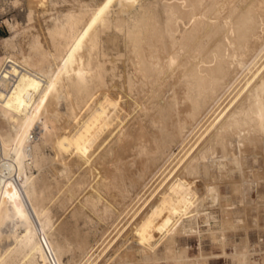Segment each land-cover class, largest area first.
Here are the masks:
<instances>
[{"label":"bare ground","instance_id":"obj_1","mask_svg":"<svg viewBox=\"0 0 264 264\" xmlns=\"http://www.w3.org/2000/svg\"><path fill=\"white\" fill-rule=\"evenodd\" d=\"M24 1L28 25L14 27L3 39L0 57V109L17 121L11 138L0 135V243L13 238L3 249L0 244V264H17L19 255L27 264H48V249L36 237L50 223L55 181L46 174L38 178L33 165L62 177L77 165L89 166L87 172L100 169L94 190L79 201L93 211L106 195L126 205L132 186L138 183L143 190L145 178L151 181L160 171L153 192L137 206L141 194H135V203L128 204L131 214L88 264H128L109 251L123 252L129 234L130 249L140 247L150 263L159 260L155 248L163 244L166 261L206 264L208 256L190 258L177 251V242L171 246L183 228L182 236H203L199 218L209 222L211 216L201 211L207 197L221 206L219 243L226 254V231L247 230L246 212L264 206V195L262 204L251 202L245 189L264 179L263 170L252 174L246 159L257 144L264 153V0H146L139 6L134 5L139 0H66L70 4L56 7L54 15L49 5L57 1ZM39 13L45 23L34 19ZM153 87L160 90L159 99L170 93L164 100L140 101ZM122 91L137 96L133 115ZM36 126L43 131L32 143ZM173 141L182 144L179 156L164 151ZM46 143L53 155L41 151ZM235 168L241 170L238 180ZM249 172L255 178H248ZM221 183L229 184L232 198L240 195V206L221 200ZM81 206L71 214L77 221L86 209ZM110 207L100 208L99 219L110 215ZM60 226L56 232L64 234L74 225ZM214 233L208 228V236ZM242 247L231 255L248 264L250 251Z\"/></svg>","mask_w":264,"mask_h":264},{"label":"rangeland","instance_id":"obj_2","mask_svg":"<svg viewBox=\"0 0 264 264\" xmlns=\"http://www.w3.org/2000/svg\"><path fill=\"white\" fill-rule=\"evenodd\" d=\"M53 1H57V3L55 4V6L49 5V7L51 8L50 11H51L52 15L56 14L57 11H60L61 8L63 9V7L65 8L70 4L69 3L70 1H69V2H67V4H68L67 5L66 0H53ZM89 1L95 2L96 0H89ZM99 1L100 0H97L96 3ZM150 1H153V0H150ZM144 2L146 3V0H142V1L139 0V1L135 2L134 5L139 6L140 3L142 4ZM96 3H94V4H96ZM53 7H54V9H53ZM56 7H57V11H56ZM26 9L27 8H26V4H25L24 0L19 2L18 4L12 3V0L11 1L10 0H0V57H2L5 53V47L3 45V39L5 37H8V36L13 34L14 27H16V26L21 27V26H25V25L27 26L28 25L27 16H26L27 15ZM48 15H49V13L45 14V16H47V17H48ZM34 16H35L34 19H39L42 23H45V21L43 20V19H45V17L43 16L42 13L34 14ZM36 21L37 20H34V23H36ZM150 90H148L150 92L147 91L148 94H150L151 96L153 94H155L153 96L154 97L156 96V98L150 97V95H148L146 92L147 95L146 94L140 95L139 100L143 101V100H146V98L150 99V100L159 99L158 95H160V90L157 91L154 87L151 88ZM168 93H170V91H166V92L164 91V93L160 99L163 98L162 100H164L166 98V96L168 95ZM130 94H128V96L125 95V96H127V99H126V97L124 96V92L122 91V95H123L122 100L123 101L124 100H128V101L130 100L129 101L130 102L129 108L131 110V115H133L137 110V106H135L136 105L135 99L137 98V96L135 95V93L133 94V92L132 93L130 92ZM131 96H135V98L133 99V97H131ZM142 97L145 99H143ZM60 106H61L60 107L61 109H64V103H61ZM132 108H135V109H132ZM142 112H144V114L141 117H145L148 113V110H145ZM135 116H138V115L135 114ZM172 121H175L177 123V117L175 115H173ZM176 123L173 122L174 125ZM16 126H17V121L14 119V116L9 115V114H5L0 109V135H2L5 138H11V136H13L15 134ZM36 128L34 129V132H33L34 134L32 133L34 136L33 137L34 139H32V138L30 139L32 143L39 140L41 133L43 131L42 129H40L39 126H36ZM37 130H38V132H37ZM197 134L198 133H196L195 135H197ZM180 144L181 143L179 141L178 142L177 141L170 142V143H168V146L166 147L168 150L166 151V148H165L164 151L167 154H170L171 157H173L172 155H176L179 152L177 154L179 156L183 152V150L180 151L182 148V144L181 145ZM42 146H41V151L45 155L46 154H49V155L54 154V152H53L54 150L51 148L52 146H50V144L46 143ZM261 151H262L261 145L257 144L256 146L251 147V150H250L249 154L247 155L246 159L248 160V162H247V160H246V162L249 163V167L252 168V171H251V172H253L252 174L256 173V175H257V172H260V171L262 172V170L264 173V153H263V151L262 152ZM171 153H174V154H171ZM255 154L256 155L258 154V156H255ZM65 155H67V154H65ZM0 157H1V155H0ZM29 161L30 160H27V162H29ZM246 162H245V167L248 165ZM77 166H73L75 168L72 167L73 172L64 173L65 175L63 174V177H62V175H58L59 173L56 175H52L51 173L47 174L48 171H47L46 167L44 168V166L37 169V167L33 165L30 169L34 175H37L38 178L41 177L43 174H46L47 178L49 176L53 177V180L51 179L52 177L48 178V179H50V181L51 180L55 181V182H52V185L54 187L51 186V194L53 193L52 194L53 198L48 203V206L50 207V223L48 226L39 228L38 236L36 237V238L40 239L42 244L45 247H47V249H48L45 253V255L47 256L46 261L48 264L50 262H52L53 264H58L59 262L62 264H84V263L88 264V262L91 261L92 257H94V255L99 253L100 249L103 246H105V244H107L111 238L114 237L113 235H115L118 228L125 222L127 217L131 214V212L133 211V208L130 210V207H131V205H133L135 203L134 201H136L135 200L136 198H134L135 194L138 193L139 195H137V196H140V194H141V197H140L141 200L139 199V201H137L136 204H134V206H137L140 201H142L146 198V195H148L149 192H153V190L155 188L154 185H157V183L160 179L159 177L162 176V175L158 176L160 173V171H159L154 176L155 178L153 177L151 179V181L147 180L145 178L144 182L148 181L149 183L148 182H147L148 184L146 183L147 186H145L143 188V190H142L141 185H139L138 183H136L134 186H132L130 191H131L132 195L133 194L134 195L131 196L132 198H130V199H132L131 201L134 203H132L130 200H128L129 202L126 201L127 203L125 205V202H123L122 200H115L113 198L110 199L111 198L110 196L107 197V195L106 196L103 195L105 197L101 196L100 200L96 203V210L93 211V210L88 209V208H91L90 207L91 205L90 206L88 205L87 208H86V206H83V208H82L81 204L84 201L83 198L86 196L85 195L86 192H88V191L90 192V191L94 190L93 185L95 184V182L98 180V178L100 176V173H99L100 169L98 170V168H97V169L93 170L94 172H92V171L87 172L86 169L89 166L86 168L85 167L83 168L84 165L81 166L82 168L79 166L77 167ZM76 167H77V169H76ZM253 167H254V169H253ZM260 168H263V169H260ZM238 169L239 168H237V169L235 168L234 172H233V177L235 179L241 178V177H239V176H241V172H240L241 170L240 169L238 170ZM255 169L256 170L259 169V171L256 172V171H254ZM74 170H75V172H74ZM97 170H98V174L96 173ZM145 170L148 172V170H149L148 167H144L142 169V172H146ZM251 172L248 173L249 174L248 178L254 177L251 174ZM1 174H2V171L0 169V179L2 176ZM39 175H41V176H39ZM55 176H56V178H55ZM142 177H143V175H142ZM157 178H158V181H157ZM141 179L143 180V178H141ZM153 179L154 180L156 179L155 182L154 181L152 182ZM76 180H80L81 182L74 184V182H76ZM259 180L260 181L258 184L255 183V185H254V183H252L249 186H246L245 189H246V192L249 191L247 193V198H248L247 200L254 202V199H255V200L259 201V204H260V202L262 204V202H263L262 195H264V181H263L264 179L262 180V178L261 179L259 178ZM151 183H153V185ZM70 185H72L71 189L67 190V187ZM58 186H60V188ZM220 189H221V198H223L221 200H224L225 198L228 200L232 199L234 204L240 206V203H239L240 202L239 201L240 195H238V194L236 196L233 195L234 198H232L231 192H230V186L228 183H221ZM145 190H146V192H145ZM256 190H257V192H256ZM142 193H144V194L142 195ZM65 195L68 197H66ZM229 195L231 198L228 197ZM250 196H251V199L249 198ZM256 197H257V199H256ZM133 198H134V200H133ZM80 199H81V201H80ZM79 201H80V203L81 202L82 203L80 204ZM211 201H213V200L210 197H207L202 202L203 204L201 207V211H211V216H212V217L210 216L209 222H206L205 217H203V216H201L199 218V220H201L202 222L205 221L203 224L200 221V228L202 229V233L204 232L203 236H198L196 234L185 235V236L183 235L182 236L181 233L184 232V228H183L182 231H180L176 234L171 248L173 249L174 242H177V251L181 252L182 250H185V253L190 258H200L201 253H202L203 255L209 257L207 264H238L236 259L233 258L231 254L237 252L238 250L245 249L242 246L247 245V248L250 251V262L248 264H264V206H263V204L258 207L257 211L259 213H257V214H256V212H257L256 208L251 209L252 212L250 211L249 216H248V221L250 223V226L247 228V230H244L243 228L238 227L236 229H229L226 231L227 233H225V235L227 234L226 237L228 239H226L227 242L225 243L226 245L224 246V251L226 252V254H223L222 253V247L219 243L220 234L218 232L219 224H220L219 219H221L220 218L221 217L220 216L221 215V210H220L221 206H220L218 201H215V202H211ZM107 202L110 204H108ZM210 202L213 203L212 204L213 206L210 204ZM128 204H131V205H128ZM101 205H103V206L104 205H111L110 211H108L109 213L107 212L110 215L104 214V217L105 216L106 217L99 219L100 215L103 214V213L100 214V211H101L100 208L103 207ZM78 206H81V211L84 208H86L87 210L84 209V210H86V212L84 210L82 212H80V214L78 215V217L79 216L80 217L78 218V221H77V220H75V218L71 214H73V211H74L73 209L77 210ZM125 206H126V208H125ZM127 210H128V212H127ZM95 212H96V214H95ZM253 212H254V214H253ZM82 213H84L86 216L89 213V215L86 218V216ZM97 213L100 215H98ZM235 218L236 217H234V219ZM234 221L236 222V219ZM214 222H216V223H214ZM64 223L68 224V225H74V226L72 227V229L68 230L69 232L66 231L65 232L66 234L65 233L64 234L63 233L58 234L56 232L57 227H59L60 225H62V226L65 225ZM256 225H258L259 227H257ZM208 228H211L212 230L216 231V233H214L212 237L210 235L208 236ZM70 231L72 233H70ZM232 231H234V232H232ZM18 232L23 233V228H19ZM205 232H207V233H205ZM228 232H230V233H228ZM130 238H131V236L129 234L127 243L123 242V239H122L121 242L124 243V244H122L123 245L122 246L123 252L118 250L117 253L115 254L114 252L112 253V250L108 249L109 247L107 248L108 250H110L109 254L111 255V258H113L116 261H119L121 259L126 258L129 262L128 264H147L146 262H148V264H183L182 262H178V263L172 262L171 263V261H166L163 258L166 254L165 253L166 248L164 247L163 244H160L159 246H157L155 248V251L157 252V258H159V260L156 261L155 263H153V262L150 263V260H149L150 256H147V255L144 256L140 247H136L133 251H132V249H130L129 242H132V239H130ZM228 240H229V242H228ZM12 241H13V238H8V239L3 238L2 242L0 243L1 248L3 249L4 247L11 245ZM245 241L247 243H245ZM240 247L243 249H241ZM90 249H93V250H90ZM124 252L126 253L127 257L121 256ZM91 253H92V256H90ZM125 253H124V255H125ZM131 253H133V255ZM198 254H200V255H198ZM34 259L36 261H38L39 263L42 262V259L40 258L38 253H35ZM15 262H17V264H27V258H22V256L19 255V256H17Z\"/></svg>","mask_w":264,"mask_h":264},{"label":"crops","instance_id":"obj_3","mask_svg":"<svg viewBox=\"0 0 264 264\" xmlns=\"http://www.w3.org/2000/svg\"><path fill=\"white\" fill-rule=\"evenodd\" d=\"M249 213H250V211H247V212H246V215H245V221H246L247 226H250V223H249V221H248ZM206 264H207V263H206Z\"/></svg>","mask_w":264,"mask_h":264}]
</instances>
